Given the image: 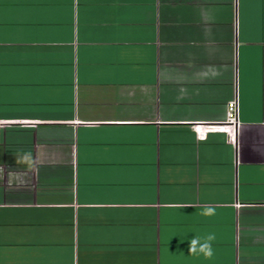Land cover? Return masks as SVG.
Instances as JSON below:
<instances>
[{"label":"crops","instance_id":"0c3cea01","mask_svg":"<svg viewBox=\"0 0 264 264\" xmlns=\"http://www.w3.org/2000/svg\"><path fill=\"white\" fill-rule=\"evenodd\" d=\"M0 264H264V0H0Z\"/></svg>","mask_w":264,"mask_h":264},{"label":"built area","instance_id":"2783aa9c","mask_svg":"<svg viewBox=\"0 0 264 264\" xmlns=\"http://www.w3.org/2000/svg\"><path fill=\"white\" fill-rule=\"evenodd\" d=\"M238 113V98L237 93H235L233 99L226 104L224 123L219 125L196 126L194 128L196 140L202 141L208 133L219 132L225 134L231 144H235L239 129Z\"/></svg>","mask_w":264,"mask_h":264},{"label":"clouds","instance_id":"9594fccd","mask_svg":"<svg viewBox=\"0 0 264 264\" xmlns=\"http://www.w3.org/2000/svg\"><path fill=\"white\" fill-rule=\"evenodd\" d=\"M18 163L31 166L33 162L32 153L25 151L18 154ZM200 215L209 217L215 215V209L212 207H205ZM216 239L215 234L209 233L203 237L193 236L188 242V253L193 256H203L205 259H211L214 255L212 242Z\"/></svg>","mask_w":264,"mask_h":264}]
</instances>
